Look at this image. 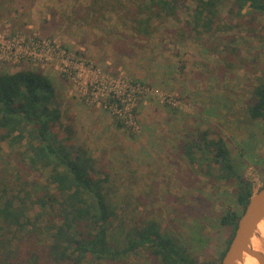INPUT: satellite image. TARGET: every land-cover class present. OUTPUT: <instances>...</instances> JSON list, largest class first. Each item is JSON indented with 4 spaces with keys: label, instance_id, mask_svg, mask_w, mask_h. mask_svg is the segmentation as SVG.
Instances as JSON below:
<instances>
[{
    "label": "rangeland",
    "instance_id": "rangeland-1",
    "mask_svg": "<svg viewBox=\"0 0 264 264\" xmlns=\"http://www.w3.org/2000/svg\"><path fill=\"white\" fill-rule=\"evenodd\" d=\"M80 6H87V0H0V69H34L57 78L50 82L55 89L60 84V97L56 94L61 124L72 128L73 143L89 146L96 177L105 180L104 187L119 207L118 217L127 225L138 219L155 221L162 234L176 236L197 264H218L230 234L229 228L220 225V217L240 210L235 182L221 180L218 186L210 181L206 165L188 161L183 146L199 133L221 138L232 156L235 176L251 183L254 192L264 185V123L249 124L243 117L251 88L264 83V46L251 33L259 26L234 19L223 9L218 36L226 47L203 46L206 35L192 32L183 39L177 36L180 24L172 19L154 21V34L143 38L132 32L129 18L121 13L87 16ZM180 19L183 23L186 17ZM257 22L264 24V17ZM227 26L234 28L228 31ZM69 38L75 44L68 43ZM11 39L49 41L56 58L42 64L18 54L14 57L8 50ZM88 49L96 50L101 61ZM66 64L81 78L63 74ZM92 70L122 75L154 93L135 102V130L118 123L100 100L88 102L79 92L80 83L87 81ZM172 99L174 104H170ZM79 108L89 112L87 118L92 110L99 112L102 125H107L105 135L93 133ZM165 141L177 149L180 164L174 167L165 165L167 153L159 150ZM8 151L6 143H0L2 175L42 181L37 173L28 174L22 163L7 157ZM13 168H20V174ZM118 240L114 237L113 242ZM40 241L39 245H45L46 235ZM127 264L155 262L141 253Z\"/></svg>",
    "mask_w": 264,
    "mask_h": 264
},
{
    "label": "trees",
    "instance_id": "trees-1",
    "mask_svg": "<svg viewBox=\"0 0 264 264\" xmlns=\"http://www.w3.org/2000/svg\"><path fill=\"white\" fill-rule=\"evenodd\" d=\"M80 7L93 17L121 13L129 18L132 32L143 38L154 34V21L172 19L180 24L177 36L206 35L201 45L217 47L225 46L218 36L225 9L232 18L259 26L251 33L264 46V24L256 23L264 17V0H87ZM180 17H186L183 23ZM243 117L249 124L264 123V83L251 88ZM72 134L70 126L61 124L57 94L47 76L34 69L0 71V143H6L7 157L42 178L39 183L0 172V264H127L141 253L155 264H197L176 236L162 234L155 221L138 219L127 225L118 217L119 207L105 180L96 177L94 161L71 141ZM183 149L190 162L195 161L194 152L200 155L197 163L206 165L210 181L218 186L221 180L235 182L240 210L220 217V225L230 229L221 260L254 193L252 186L235 176L223 139L199 133ZM14 172L20 174V168ZM43 235L46 243L39 245Z\"/></svg>",
    "mask_w": 264,
    "mask_h": 264
},
{
    "label": "built area",
    "instance_id": "built-area-1",
    "mask_svg": "<svg viewBox=\"0 0 264 264\" xmlns=\"http://www.w3.org/2000/svg\"><path fill=\"white\" fill-rule=\"evenodd\" d=\"M7 44L9 45L8 50L14 57L18 54L20 58H32L36 62H42V64L51 63L56 58L54 45L43 39L40 41L32 39L28 42L11 39ZM22 48H27L29 51H25V53L24 51H19ZM61 70L65 75H71L77 79L81 78V75L76 73L75 69L68 64L62 67ZM85 80L87 81L80 83L79 92L82 96L88 102L100 100L103 108L109 111L118 123L131 130H135L133 116L135 102L137 103L140 97L146 96L149 93L154 94L151 89L122 75L113 77L99 70H92L90 76ZM174 101L175 99H172L170 104H174Z\"/></svg>",
    "mask_w": 264,
    "mask_h": 264
},
{
    "label": "water",
    "instance_id": "water-1",
    "mask_svg": "<svg viewBox=\"0 0 264 264\" xmlns=\"http://www.w3.org/2000/svg\"><path fill=\"white\" fill-rule=\"evenodd\" d=\"M245 255L264 264V185L248 199L219 264H241Z\"/></svg>",
    "mask_w": 264,
    "mask_h": 264
},
{
    "label": "crops",
    "instance_id": "crops-1",
    "mask_svg": "<svg viewBox=\"0 0 264 264\" xmlns=\"http://www.w3.org/2000/svg\"><path fill=\"white\" fill-rule=\"evenodd\" d=\"M67 42L68 43L70 42L71 44H73V43L75 44V42H73L72 39H70V38L67 40ZM78 46L81 47L82 45H78ZM81 49L87 50V48H84V47H82ZM88 52H91L93 55H95L99 59V57L96 55V53H97L96 50H93V49H90L89 50L88 49ZM99 61H101V60L99 59ZM0 71H4V70L3 69H0ZM44 75L47 76L49 78V80L50 79H52V80L57 79V78H55L53 76L50 77L49 74L47 75V74L44 73ZM57 87H58V89H55V87H54V89H55V92L56 91L58 92L57 94L60 97L59 90H61V89H60V84L58 82H57ZM61 93H62V91H61ZM67 98H69V97L67 96ZM79 110H80L79 113L82 112V115H84V117H86V119H88L91 127L93 128V133H94V130H95V132L97 131L98 133H101V134L105 135L104 133H106V129H104L103 127L106 128L107 125H102V124H104V121H103V119H101L99 117L100 114H99V112L97 110H92L90 112V114H91V117L90 118H87V115L89 114V112H85V109L84 108L83 109H80L79 108ZM93 111H94V113H93ZM169 122L170 121L168 120V122H166V123H169ZM164 128H165V130H167V127H164ZM89 129H91V128H89ZM151 130H152V132L154 131V129H152V127H151ZM160 135H161V133L158 134L159 139H160ZM106 144H108V142H106ZM145 144L148 145L149 143L148 142L144 143L143 144V147H144ZM172 145H173V143L165 141V143H163V146L164 147L161 146V148H160L159 147L160 145H157V146L160 148V149L158 148L159 150H162L163 152H166L167 153V157L164 159L165 165H170V166H173L174 167L175 165L180 164V162L177 161L178 160L177 149L175 147L171 148ZM86 147L89 148L88 145ZM86 147H85V149L88 151L89 157L93 160V157L91 156L89 150ZM180 149H181V147H180ZM173 150H175V151H173ZM162 151H160L159 153L162 154ZM183 155L185 156L184 153H183ZM193 156H195L194 159L197 162V156H198L197 153L194 152ZM149 158L151 159V157H149ZM188 161H189V159H188ZM185 163L187 164V161H185ZM176 172H177V170H174V173H176Z\"/></svg>",
    "mask_w": 264,
    "mask_h": 264
},
{
    "label": "bare ground",
    "instance_id": "bare-ground-1",
    "mask_svg": "<svg viewBox=\"0 0 264 264\" xmlns=\"http://www.w3.org/2000/svg\"><path fill=\"white\" fill-rule=\"evenodd\" d=\"M252 247L255 248V249L258 248V246L256 244H254V243H252ZM241 264H258V263L253 257H251L249 255H245V257H244V259H243Z\"/></svg>",
    "mask_w": 264,
    "mask_h": 264
}]
</instances>
